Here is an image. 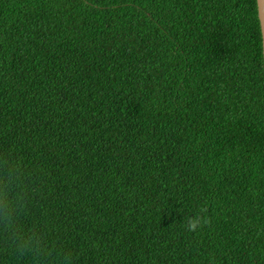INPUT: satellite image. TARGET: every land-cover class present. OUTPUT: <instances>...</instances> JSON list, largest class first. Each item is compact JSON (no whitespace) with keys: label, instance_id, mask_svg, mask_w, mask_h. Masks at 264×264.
<instances>
[{"label":"trees","instance_id":"trees-1","mask_svg":"<svg viewBox=\"0 0 264 264\" xmlns=\"http://www.w3.org/2000/svg\"><path fill=\"white\" fill-rule=\"evenodd\" d=\"M258 42L255 0H0V150L37 174L29 221L74 264H264Z\"/></svg>","mask_w":264,"mask_h":264},{"label":"clouds","instance_id":"clouds-1","mask_svg":"<svg viewBox=\"0 0 264 264\" xmlns=\"http://www.w3.org/2000/svg\"><path fill=\"white\" fill-rule=\"evenodd\" d=\"M39 191L40 182L29 164L11 151L0 150V248L18 258L30 257L31 264H74L75 252L61 246L47 223L28 219ZM205 222L197 214L186 218L185 228L196 232Z\"/></svg>","mask_w":264,"mask_h":264},{"label":"water","instance_id":"water-1","mask_svg":"<svg viewBox=\"0 0 264 264\" xmlns=\"http://www.w3.org/2000/svg\"><path fill=\"white\" fill-rule=\"evenodd\" d=\"M258 19L259 37L261 44V55L264 57V0H255ZM264 72V59H262Z\"/></svg>","mask_w":264,"mask_h":264}]
</instances>
